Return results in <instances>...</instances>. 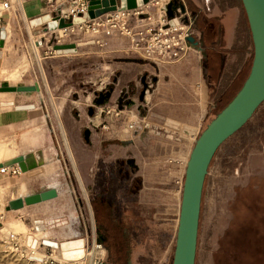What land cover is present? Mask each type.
<instances>
[{
    "label": "rangeland",
    "instance_id": "1",
    "mask_svg": "<svg viewBox=\"0 0 264 264\" xmlns=\"http://www.w3.org/2000/svg\"><path fill=\"white\" fill-rule=\"evenodd\" d=\"M47 1L48 6L38 8L36 13L28 12L23 6L25 17L17 5L0 16V68H6L7 72L21 71L22 57L28 62L16 80L13 78L18 72L0 76V114L7 111L2 107L6 105L14 112L16 105L32 104L31 109L20 111L36 112L33 124L29 123V117H22L25 121L0 127V144L8 148L7 153L0 154V162L16 153L13 138L18 143V156L37 149L44 153V164L39 168L22 171L16 164L18 161L0 168V227L3 226L0 229V264L96 263L102 254L91 261L94 244L100 243L90 234L94 214L89 205L87 183L78 171L83 188L79 181V164L87 159L88 151L100 150L110 158L121 155L123 159L134 160L148 156L143 152L147 146L138 149L137 137L128 138L114 132L118 126L128 131L135 124L139 125V117L149 111L159 64L179 58L196 36L184 0H163L165 8L152 3L146 9L139 8V13L129 10L115 14L110 10L85 18L80 22L84 23L72 28L73 17L87 12L88 0ZM44 15L49 18L35 21ZM60 18L64 21L62 27L66 28L61 34L55 30L61 25ZM173 18H177V22L171 26ZM242 21L252 57V38L243 8ZM8 22L11 33L4 42ZM31 41L36 46L38 60ZM66 44H73L72 49L57 47ZM29 85H37L38 89H17ZM230 98L228 95L220 101L192 135L170 133L174 149L186 153L207 121ZM109 117L117 122L108 124L105 121L110 120ZM254 118L255 113L225 139L209 163L210 172L207 171L203 185H207L206 196L210 202L202 210L200 208L195 264H264V190L254 194L253 203H248L247 199L237 201L234 197V188L247 171V149L257 143L264 131V125H253ZM103 124L108 128H103ZM31 128L36 131L35 136L22 139L23 133ZM161 136L168 139L165 133ZM188 138L189 144H182ZM176 157L170 162L180 163V158ZM125 166L129 168L125 163L121 168ZM181 174L176 166V190H182ZM49 188L57 191L51 199L27 204L21 209L7 207L11 198H23ZM202 199L203 195L201 204ZM8 220H12L11 224L6 223ZM20 222L25 225L23 228L13 226ZM36 226H41L43 231L37 232ZM28 236L38 240L35 248L28 245ZM77 237L84 240L85 248L75 253L66 247V260L59 249L42 243L44 239L60 242ZM35 251L40 253L39 260L29 258Z\"/></svg>",
    "mask_w": 264,
    "mask_h": 264
},
{
    "label": "crops",
    "instance_id": "2",
    "mask_svg": "<svg viewBox=\"0 0 264 264\" xmlns=\"http://www.w3.org/2000/svg\"><path fill=\"white\" fill-rule=\"evenodd\" d=\"M4 3L8 4L5 9L2 8ZM184 3L192 16L190 24L195 31V40L190 46L187 45L179 58L159 64L155 87L150 95L149 111L139 117V125L135 124L128 131L121 129L122 126H116L114 132L116 135L118 132L120 136L125 134L128 138L137 137L135 142L138 149L147 146L143 152L148 156L142 155L134 160L123 159L121 155L110 158L100 150L95 153L88 151L87 159L79 164L77 172L81 173L87 183L90 192L89 205L94 214V226L91 229L93 232L90 234H94L96 241L104 246L101 245L103 252L96 264L172 263L181 201V189L176 190L175 187L176 166L182 171L179 179L182 182L192 147L189 146L186 153L181 152V149L176 151L175 142L169 140V134L179 133L185 136L197 132L209 112L228 95L231 96L230 101L249 74L252 57L249 56L245 37L241 0H184ZM48 4L47 0H0V16L17 5L25 17L23 6L28 12L36 13L38 8H45ZM149 4L151 3L139 8L146 9ZM65 12L66 10H62V13ZM55 30L61 34L66 28ZM5 33L4 42L11 33L9 22ZM32 47L38 60L35 44L32 43ZM27 63V59L22 57L21 71L16 69L7 72L6 68H0V76L18 72L16 78H13L16 80L25 71ZM54 104L58 107L57 102ZM23 106L24 109H31L33 105ZM2 107H6L7 111L0 114V127L13 126L24 117H29L31 124L35 121L36 112L33 110L28 112L20 111L23 108H16L14 112H10L9 105ZM254 113L253 125L263 126L260 123H264V100ZM110 117L114 120L113 116ZM113 120L110 118L105 122H117ZM143 120L146 121L142 125ZM180 124L185 125L187 130L192 128L190 134H185ZM103 128L108 126L103 124ZM33 129L23 133L22 139L33 138L36 132ZM164 133L168 139L161 136ZM13 140L16 153L5 157L2 162L18 156V143L15 138ZM189 142L188 138L182 144L187 146ZM95 146L94 144V149ZM7 151L8 148L0 144V154ZM247 151V171L241 177V182L236 184L234 197L237 201L247 199L248 203H253L254 194L264 190V131L258 137L257 143ZM175 156L180 158V163L170 162ZM73 161L75 164L74 157ZM124 163L129 168H121ZM117 165L120 168H116ZM79 172L78 177L83 188ZM208 191L207 185H203L201 210L210 202L206 196ZM91 208L89 211L93 224ZM11 221L6 223L11 224ZM13 226L23 228L25 225L20 222ZM35 228L38 229L37 232L43 231L41 226ZM84 248L83 240L82 246L75 251H83Z\"/></svg>",
    "mask_w": 264,
    "mask_h": 264
},
{
    "label": "water",
    "instance_id": "3",
    "mask_svg": "<svg viewBox=\"0 0 264 264\" xmlns=\"http://www.w3.org/2000/svg\"><path fill=\"white\" fill-rule=\"evenodd\" d=\"M147 1V0H143ZM87 12L74 16L72 23L93 18L104 12L115 10L117 0H88ZM248 21L253 44L252 63L249 74L241 88L232 99L210 118L197 135L190 150L181 190L179 216L171 264H195L197 234L201 206V195L209 163L221 143L238 130L253 114L264 100V0H241ZM139 3V2H138ZM129 8L136 6L135 0H129ZM60 26L64 21L60 18ZM58 48H70L73 44L57 45ZM18 90L38 89L37 85L19 86ZM24 159L28 169L43 163V152L37 149L19 155L6 163L10 164ZM55 188H49L19 197L10 202L11 207H22L23 203L40 202L55 197ZM64 255V253H63ZM62 255V256H63ZM65 257V256H64Z\"/></svg>",
    "mask_w": 264,
    "mask_h": 264
},
{
    "label": "bare ground",
    "instance_id": "4",
    "mask_svg": "<svg viewBox=\"0 0 264 264\" xmlns=\"http://www.w3.org/2000/svg\"><path fill=\"white\" fill-rule=\"evenodd\" d=\"M106 2L107 1H109V2H112L113 0H105ZM136 1V6L135 7H131V8H129L128 6H127V4H128V2H129V0H121V4L118 6V8L117 9H115L114 11H113V13H115V14H124V12H126V11H129V10H134V12L135 13H139V11H138V9H136V8H139V7H142V6H144V5H146V4H148L149 2L152 4H155V5H161V8H165V6H164V3H163V0H147V1H143V0H135ZM154 1V2H153ZM139 2V3H138ZM8 7V4L7 3H4L3 4V6H2V8L3 9H5V8H7ZM112 13V12H111ZM62 17V16H61ZM49 17H48V15H44L41 19H36L35 21H39V20H47ZM87 19H89V18H86V20ZM56 21H54V22H52L53 24L55 23ZM177 22V18H173V19H171L170 20V23H171V26H174L175 25V23ZM51 23V24H52ZM82 23H84V22H82ZM82 23H80V22H77V23H73V25H71V26H80V24H82ZM70 26V28H72ZM58 29H65L64 27H62V26H60V27H57ZM66 32V30H63V33H65ZM62 33V34H63ZM187 46V45H186ZM57 51H59L60 52V49H58ZM24 106H17L16 108L18 109V108H23ZM180 128L182 129V131L185 133V134H190L189 132L191 131V129H189V130H187V127H185V125H183V124H180ZM17 157V156H16ZM15 158V157H14ZM17 166L19 167V169H21L22 171H25V170H27L28 168H27V166H26V162H25V160L24 159H22V160H20V161H18L17 163ZM44 164V162L42 163V164H40V165H38V166H41V165H43ZM11 165H4L3 164V162L0 164V168H3V167H5V168H7V167H10ZM38 166H36V167H38ZM35 168V167H34ZM27 196H29V195H27ZM26 197V196H25ZM25 197H23V198H25ZM17 198H19V197H16V198H13V199H11L9 202H8V205H7V207L9 208V209H20V208H22V207H24L25 205H27V203H25V201H24V203H23V206L22 207H11L10 206V202H12V201H14V200H16ZM53 198V197H52ZM49 199H51V198H49ZM46 200H48V199H45V200H41V201H46ZM34 203H37V201L36 202H32V203H30V204H34ZM36 229V231L38 230L37 228H35ZM8 234H11V236H13V235H15V233H8ZM7 234V235H8ZM13 234V235H12ZM6 235V236H7ZM1 236V235H0ZM5 236V237H6ZM78 238V237H77ZM27 243H28V245L31 247V248H35L36 247V245H37V239L36 238H34L33 236H28V238H27ZM42 243L43 244H45V245H47V246H50V247H52L53 249H59L61 252H62V255H63V253H64V255H66L67 254V248L66 247H69V250H70V252H75V253H81L82 252V250H79V251H75V249L74 248H78V247H80V246H82V243H83V239H76V238H73V239H66V240H64V241H62V242H60V243H58L57 241H51V240H47V239H44L43 241H42ZM96 245V246H95ZM95 247H93V248H95V250L92 252V254L90 255V259H91V261L93 262L94 261V259L95 258H97L98 256H100L101 254H102V252H103V250H102V247H101V245L100 244H98V243H95ZM39 252H37V251H35L34 253H32V255L29 257L31 260H39L40 259V257H39V255H40V253L38 254ZM64 255L62 256V258L63 259H65L66 260V258L64 257ZM47 257V256H46ZM44 258V257H43ZM94 264H96V263H94Z\"/></svg>",
    "mask_w": 264,
    "mask_h": 264
},
{
    "label": "trees",
    "instance_id": "5",
    "mask_svg": "<svg viewBox=\"0 0 264 264\" xmlns=\"http://www.w3.org/2000/svg\"><path fill=\"white\" fill-rule=\"evenodd\" d=\"M251 63H252V58H251ZM250 67H251V64H250ZM228 103V102H227ZM202 196V195H201ZM199 217H200V215H199ZM197 238H198V234H197ZM230 264H231V262H230Z\"/></svg>",
    "mask_w": 264,
    "mask_h": 264
},
{
    "label": "flooded vegetation",
    "instance_id": "6",
    "mask_svg": "<svg viewBox=\"0 0 264 264\" xmlns=\"http://www.w3.org/2000/svg\"><path fill=\"white\" fill-rule=\"evenodd\" d=\"M76 239H82V238L78 237V238H76Z\"/></svg>",
    "mask_w": 264,
    "mask_h": 264
}]
</instances>
